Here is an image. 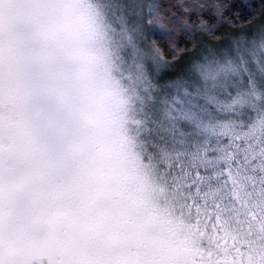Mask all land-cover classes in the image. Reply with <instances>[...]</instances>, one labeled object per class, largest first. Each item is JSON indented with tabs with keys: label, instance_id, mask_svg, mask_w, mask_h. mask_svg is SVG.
<instances>
[{
	"label": "snow or ice",
	"instance_id": "obj_1",
	"mask_svg": "<svg viewBox=\"0 0 264 264\" xmlns=\"http://www.w3.org/2000/svg\"><path fill=\"white\" fill-rule=\"evenodd\" d=\"M252 7L0 0V264H264Z\"/></svg>",
	"mask_w": 264,
	"mask_h": 264
},
{
	"label": "trees",
	"instance_id": "obj_2",
	"mask_svg": "<svg viewBox=\"0 0 264 264\" xmlns=\"http://www.w3.org/2000/svg\"><path fill=\"white\" fill-rule=\"evenodd\" d=\"M237 2L239 3V0H237ZM248 3L252 4V10L253 11H259V0H247ZM247 15V13H245ZM240 25H237V27L235 29H233L231 26L229 25H224L223 27L220 28L219 32L217 33V40L216 41H212L211 38H206L203 34H196V36L190 40L188 43L186 44H182L181 47L182 48H186L189 50V54H193L192 53V49L194 45H200L201 42H205V43H222L224 39H226L229 35V33L233 32V31H239L240 30ZM187 57H185L186 59ZM183 61H180V63H182ZM180 65L177 64L176 67L178 68Z\"/></svg>",
	"mask_w": 264,
	"mask_h": 264
}]
</instances>
